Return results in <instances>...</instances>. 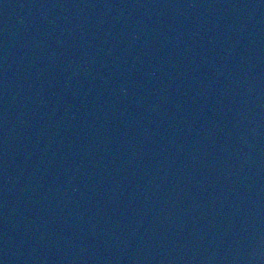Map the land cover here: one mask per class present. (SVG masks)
<instances>
[{"label": "water", "instance_id": "obj_1", "mask_svg": "<svg viewBox=\"0 0 264 264\" xmlns=\"http://www.w3.org/2000/svg\"><path fill=\"white\" fill-rule=\"evenodd\" d=\"M0 264H264V0H0Z\"/></svg>", "mask_w": 264, "mask_h": 264}]
</instances>
